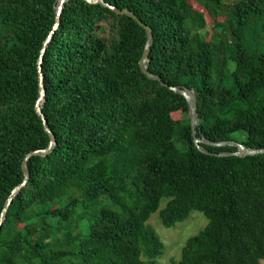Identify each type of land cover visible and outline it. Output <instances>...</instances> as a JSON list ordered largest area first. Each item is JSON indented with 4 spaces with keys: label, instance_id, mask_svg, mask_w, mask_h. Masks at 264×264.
Segmentation results:
<instances>
[{
    "label": "trees",
    "instance_id": "1",
    "mask_svg": "<svg viewBox=\"0 0 264 264\" xmlns=\"http://www.w3.org/2000/svg\"><path fill=\"white\" fill-rule=\"evenodd\" d=\"M104 1L152 28L148 68L195 92L199 136L264 147V0ZM58 3L0 0V217L27 154L49 145L35 105ZM206 13L224 17L210 38ZM147 42L126 14L65 2L42 62L56 144L27 161L0 227V264H157L164 243L147 221L162 198L166 227L192 210L208 219L173 264H260L264 153L200 151L186 98L140 68Z\"/></svg>",
    "mask_w": 264,
    "mask_h": 264
},
{
    "label": "water",
    "instance_id": "2",
    "mask_svg": "<svg viewBox=\"0 0 264 264\" xmlns=\"http://www.w3.org/2000/svg\"><path fill=\"white\" fill-rule=\"evenodd\" d=\"M66 1L67 0H59V3L57 5L56 22L54 24V28L51 31V33L48 35L47 39L45 40L44 46L41 50V55L39 57L40 95L37 99L35 109H36L37 113L40 115V117L42 118L45 130L50 135L49 145L46 148L33 150L30 153H28L27 156L25 157V160L23 163V170H24V174H25L24 180L12 190V194L7 199L6 205H5V207L1 213V217H0V227H1V224L4 220L8 206L10 205L11 201L13 200L14 195L18 192V190L21 189V187L23 185H25L27 183V181L29 179L30 172H29V168H28V164H27L28 159L34 154L46 155L48 152H50L54 148V146L56 144L55 134L50 129V127L48 125L47 117H46V115L42 109V102L44 101L45 95H46V90H45V85H44V75L42 72V62L44 59V53L47 49L48 42L51 40L52 35L54 33V29H56L60 24L61 13L63 11V8H64ZM87 1L90 3L101 2L104 5L109 6L111 9H113L118 14H126V15L132 17L142 27H144L146 29L147 34H148V42H147V47L143 53V56L141 57V59L139 61L140 68H141L142 72L145 73L148 77H150L152 79L159 80L163 85L168 86L170 89H172L176 93L183 95L186 98V100L188 102V107H189V118H190V123H191L192 135L194 138V142L200 151H202L206 154L217 155V156H229V155L245 156V155L264 153V147H249V146H246L243 143L235 141V140L211 141L208 138L204 137V135L199 136L197 134V127L199 125V116H198V110H197V96H196L195 92L191 88H188V87L169 85L168 83H166L162 79V77L160 75L152 72L148 68L147 61H148V57H149L150 47H151L153 40H154L152 28L149 25L145 24L134 13V11L130 10L128 7L119 8V7H117L113 4H110L104 0H87ZM204 144H209V145H213V146L234 145L237 147V149L235 151L213 152L208 147H206Z\"/></svg>",
    "mask_w": 264,
    "mask_h": 264
},
{
    "label": "rangeland",
    "instance_id": "3",
    "mask_svg": "<svg viewBox=\"0 0 264 264\" xmlns=\"http://www.w3.org/2000/svg\"><path fill=\"white\" fill-rule=\"evenodd\" d=\"M227 3H233L235 0H225ZM207 27L204 31L207 32L208 38L214 34L213 24L216 21H221L224 17L214 18L206 13ZM175 118H182L183 113L178 111L174 114ZM242 132L233 133L232 136L240 139ZM236 141V140H235ZM167 198H162L159 209L152 213L147 221L148 227L155 230L158 236L164 243L162 253L156 258L157 264H173V260H178L181 256L183 246L186 240L200 232L207 224V217L199 210H192L187 218L177 222L174 226L166 227L162 224L159 210L165 206ZM21 224V223H20ZM260 264H264V257L260 260Z\"/></svg>",
    "mask_w": 264,
    "mask_h": 264
}]
</instances>
